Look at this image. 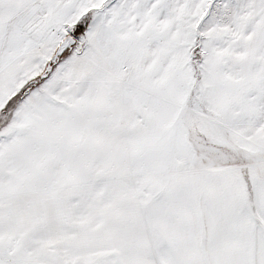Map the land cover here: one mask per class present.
Instances as JSON below:
<instances>
[{
	"label": "snow or ice",
	"instance_id": "snow-or-ice-1",
	"mask_svg": "<svg viewBox=\"0 0 264 264\" xmlns=\"http://www.w3.org/2000/svg\"><path fill=\"white\" fill-rule=\"evenodd\" d=\"M0 264H264V0H0Z\"/></svg>",
	"mask_w": 264,
	"mask_h": 264
}]
</instances>
